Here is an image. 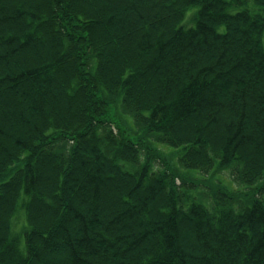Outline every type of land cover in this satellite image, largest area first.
<instances>
[{
  "label": "trees",
  "instance_id": "1",
  "mask_svg": "<svg viewBox=\"0 0 264 264\" xmlns=\"http://www.w3.org/2000/svg\"><path fill=\"white\" fill-rule=\"evenodd\" d=\"M0 264H264V0H0Z\"/></svg>",
  "mask_w": 264,
  "mask_h": 264
},
{
  "label": "rangeland",
  "instance_id": "2",
  "mask_svg": "<svg viewBox=\"0 0 264 264\" xmlns=\"http://www.w3.org/2000/svg\"><path fill=\"white\" fill-rule=\"evenodd\" d=\"M193 13H194V10H191V11L188 12V14H187V16H186V19H185V23H186L187 25H193V20H192ZM120 112H123L121 105H120ZM114 113H117V106H116V104H114L113 114H114ZM122 123H123L125 126H129V127L134 126V129L131 130V131H133V132L139 130V127H137V126L134 124V122H132V121H130V120H129V123H128V122H125L124 120L122 121ZM167 151H169V150H168V149H165V152H167ZM156 165L164 167V164L162 163V161L159 162V163H157ZM225 183L228 184L227 179L225 180ZM178 184H179V183H178ZM235 186H237V185H235ZM21 220H22V219H17V220H16V223H17L16 230H19V229H20V223H19V222H20Z\"/></svg>",
  "mask_w": 264,
  "mask_h": 264
},
{
  "label": "bare ground",
  "instance_id": "3",
  "mask_svg": "<svg viewBox=\"0 0 264 264\" xmlns=\"http://www.w3.org/2000/svg\"><path fill=\"white\" fill-rule=\"evenodd\" d=\"M9 21H10V24H11V25H16V26H17L16 21H24V19H18V20L10 19Z\"/></svg>",
  "mask_w": 264,
  "mask_h": 264
}]
</instances>
